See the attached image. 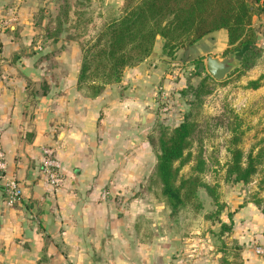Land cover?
<instances>
[{"label": "crops", "instance_id": "crops-1", "mask_svg": "<svg viewBox=\"0 0 264 264\" xmlns=\"http://www.w3.org/2000/svg\"><path fill=\"white\" fill-rule=\"evenodd\" d=\"M36 8L34 0H0V151L6 175L21 191L9 205L0 186V264H219L232 235L201 255L199 239H190L165 202L144 187L157 163L150 142L157 119L187 88L189 80L178 71L197 58L223 56L227 39L217 47L214 32L211 47L190 52L207 35L173 57L155 47L120 83L88 96L78 85L81 49L73 61L66 34L56 42L44 33L42 42ZM258 34L262 46L264 32ZM62 51L63 63L47 62ZM44 147L61 161L58 186L43 172ZM228 209L231 234L250 245L264 242V213L257 206ZM247 248L236 246L245 260L249 256L246 263L264 264Z\"/></svg>", "mask_w": 264, "mask_h": 264}, {"label": "trees", "instance_id": "trees-1", "mask_svg": "<svg viewBox=\"0 0 264 264\" xmlns=\"http://www.w3.org/2000/svg\"><path fill=\"white\" fill-rule=\"evenodd\" d=\"M119 11L117 17L102 21L97 32L85 40H80L88 29L82 27L81 9H76L73 18L68 15L69 9L58 14L55 28L46 25V36L53 41L60 38L65 24H69L66 38L79 40L76 41L80 43L82 61L78 85L88 96H98L106 86L120 83L128 68L140 65L153 54L159 39L163 42L162 52L173 57L178 49L225 29L228 43L225 54L238 51L242 63L235 72L241 74L263 58L264 49L258 43L259 30L253 20L264 13V0H122ZM88 23L90 19L85 25ZM77 29L79 33L72 35L70 30ZM203 61V58L195 59L196 76L201 77L199 83L189 82L187 90H183V94L190 92L193 96L183 121L175 127L160 124L150 136L151 144L158 150L157 163L144 190L152 199L164 201L171 217L192 213L193 219L198 218L203 208L198 193L200 188H204L217 204V216L224 205L219 201V184H210L204 179L208 165L203 148L194 149L195 142L201 141L203 130L199 118L205 98L213 91L210 81L216 80L210 73L203 75L206 69ZM263 79L264 74L250 80L244 88L257 89ZM230 125L233 138L228 148L231 158L226 164L227 179L249 183L258 170L256 163L262 153L254 155L251 152L244 162V152L238 146L244 131L240 130L241 120L237 114ZM186 165L190 166L188 176L181 173ZM253 202L264 211L262 199ZM230 224L222 223V233L232 229V219ZM219 264L228 263L221 260Z\"/></svg>", "mask_w": 264, "mask_h": 264}, {"label": "rangeland", "instance_id": "rangeland-1", "mask_svg": "<svg viewBox=\"0 0 264 264\" xmlns=\"http://www.w3.org/2000/svg\"><path fill=\"white\" fill-rule=\"evenodd\" d=\"M34 1L35 6L37 7L36 15L41 21L43 28H41L43 34L42 32V35L40 34L42 36V42H44L45 39L44 33L46 35V25L50 27L53 26L55 28V17L58 14H64L63 12L67 9H69L68 15L72 18L74 17L73 13L76 9H81L83 17L82 27L84 29H88L83 38H80V40H85L86 37L97 32V26H99L102 21L109 20L112 17H117L120 14L119 7L122 3V0ZM258 16H264V13H261ZM52 19L54 22H52ZM89 19L91 20V23H88L86 26L85 22ZM43 23L45 25H43ZM263 23L264 22L259 24V22H256L255 27L257 30L264 32V26L262 28L258 27V25H264ZM68 27L69 24H65V26L62 27L63 32L61 36L67 34L66 32L67 29H69ZM70 31L72 32V35H74L73 33H79L78 29ZM213 35H216L215 43L217 47L222 48L226 45L227 34L225 29L216 31ZM212 37V34H209L199 44L194 46L191 45L192 49L190 52L198 53L201 50L207 49L209 46L211 47L213 45ZM50 40L53 41V39H48L47 41ZM67 40L70 43L68 45L75 47L74 50L71 51L73 53V61H76V56L78 57V54L75 55V52L78 53V49H81L80 43L76 41L78 39L75 37L74 39L71 37L67 38ZM37 41H40L39 37ZM60 41L58 42L60 43ZM162 46L163 42L159 39L156 45L157 51H162ZM262 47L264 49V44ZM62 53L63 51L59 54H53L52 58L47 62L53 64L56 61V63L60 64L61 61L63 63L65 57L62 56ZM224 55L226 54L224 53ZM239 61V66L236 69H239L242 66L241 59H239ZM203 62L206 66V60ZM160 63L166 64L165 61H160ZM192 67L191 69L184 66L182 67V70L180 69L181 71L176 69L171 74L175 75L177 71L182 72L187 81L189 80L188 83L191 82L192 84L197 85L201 77L196 76L198 66H196L195 61L194 66ZM235 70L224 80V82L216 80L210 81L213 91L210 95L206 96L205 103L203 105V113L199 118L201 121V129L203 130L200 134L201 141L195 142L194 145L195 150H197L200 146L203 148V155L206 158L208 165V170L204 174V179L210 184H219V201L224 205L220 210V214L217 216V214H215L218 210L217 204L211 197L208 196L204 188H200L198 193L200 200L203 202V208L200 212V216L193 219L194 216L190 213L183 216L180 215L178 218L179 221L183 223L186 231L189 232L188 236L190 239H193V237L197 241L199 239L200 252H202L201 255H203V253H209L208 251L212 252V245L214 246L215 241L220 240L222 235L228 234L232 235V239L228 238L231 239V244L227 246L223 257L220 258V261L224 260L228 264H250L246 263V260L249 261V256L246 254L247 259L245 260L244 251H242V249L236 250V246L239 245L240 247H248L247 253L249 255L251 254L256 256L258 255L256 253V247H264V242H257L253 245L246 244V242H242L236 234H231L236 233L235 231H232L233 225L230 231L222 233V223L231 225L230 223L233 213L230 212L228 206L231 205L233 209H237L239 212L247 204V202H251L257 206L253 200L262 199L264 201V79L262 80V85L257 89L244 88L250 80L258 79L264 74V52L263 58H261L260 62L253 68L245 70L241 74L238 71L235 72ZM207 73L209 72L206 66L203 75ZM185 89L187 90V88ZM185 93L186 94L178 95L175 99L170 98V102H168L169 107L167 106L163 110L164 114H161L160 116L162 119L160 117L157 119L156 127L160 124L175 127L174 125L177 123L180 124L183 121L186 112L190 109L189 101L193 98L190 92ZM161 105H163V102ZM167 108L169 111H166ZM236 114L239 116V120H241L240 130L244 131L243 135H241L240 142L238 143V146L243 150L245 155L244 162H246V156L249 153L252 152L254 155L262 153L260 160L256 163L258 164V170L256 174L253 175L249 183H236L227 179L228 175L226 173V164L231 158L228 148L232 145L233 138L230 123L234 122ZM181 173L188 176L190 174V166H184ZM207 198L209 199V202L207 201ZM259 209L261 212L263 211L262 206H260ZM230 213L232 215H230ZM258 256L264 258V255Z\"/></svg>", "mask_w": 264, "mask_h": 264}, {"label": "built area", "instance_id": "built-area-1", "mask_svg": "<svg viewBox=\"0 0 264 264\" xmlns=\"http://www.w3.org/2000/svg\"><path fill=\"white\" fill-rule=\"evenodd\" d=\"M43 172L48 177L50 184L58 186L61 183V161L54 155L53 150L49 147L43 148ZM7 163L5 154L0 151V185L6 190L7 203L12 205L16 203L21 195L20 186L16 179L10 178L6 175ZM258 255H264V247H256Z\"/></svg>", "mask_w": 264, "mask_h": 264}, {"label": "water", "instance_id": "water-1", "mask_svg": "<svg viewBox=\"0 0 264 264\" xmlns=\"http://www.w3.org/2000/svg\"><path fill=\"white\" fill-rule=\"evenodd\" d=\"M238 51L218 56L209 54L206 58L208 72L218 81L225 80L238 66Z\"/></svg>", "mask_w": 264, "mask_h": 264}]
</instances>
